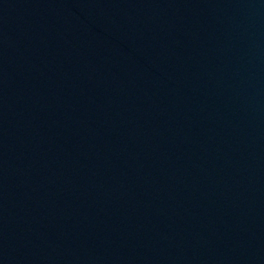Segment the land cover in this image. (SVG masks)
I'll return each mask as SVG.
<instances>
[{
    "label": "water",
    "instance_id": "95a60500",
    "mask_svg": "<svg viewBox=\"0 0 264 264\" xmlns=\"http://www.w3.org/2000/svg\"><path fill=\"white\" fill-rule=\"evenodd\" d=\"M0 264H118L44 225L0 196Z\"/></svg>",
    "mask_w": 264,
    "mask_h": 264
}]
</instances>
